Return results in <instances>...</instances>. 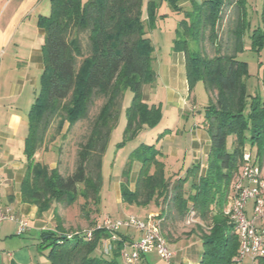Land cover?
Listing matches in <instances>:
<instances>
[{
	"label": "trees",
	"instance_id": "trees-1",
	"mask_svg": "<svg viewBox=\"0 0 264 264\" xmlns=\"http://www.w3.org/2000/svg\"><path fill=\"white\" fill-rule=\"evenodd\" d=\"M161 1L183 16L174 51L184 54L190 95L202 82L209 96L202 124L211 140L208 165L204 174L196 165L191 169L192 183L187 191L190 177L170 180L159 160L161 152L155 145H142L131 157L132 162L142 163L136 188L132 191L122 185V201L138 207L154 201L158 207L159 202L168 204L180 221L194 212L199 223L192 232L198 233L203 246L199 264H238L240 241L234 223L225 214L230 191L245 163L248 139L252 146L257 145L258 156L264 157V102L259 97L249 102V67L238 60L250 27L247 2L235 1L239 14L231 32L232 47L230 53H223L219 27L225 8L233 3L189 0L185 8L181 3L186 0ZM158 18L154 0H51L50 15L40 17L39 26L46 33L44 70L29 112L28 167L22 184L23 202L36 206L40 214L49 211L53 203L72 204L79 194L87 202L99 203L103 158L118 125L126 89L133 93L127 109V139L161 121V108L150 106L142 95L143 86L156 79L152 67L155 48L147 35ZM206 42L214 48L213 56L208 54ZM252 42L255 48L263 47L264 31L255 29ZM98 101H102L101 107L72 174L64 176L58 168L36 161L54 121L58 120V125L53 139L66 124L72 127L87 119ZM229 138H233L231 148ZM56 216L57 230L44 231L39 245L50 264H118L128 240L122 231L117 232L112 254L106 255L104 242L112 234L104 226L91 222L93 235L88 240L85 231L68 234ZM257 264H264V258Z\"/></svg>",
	"mask_w": 264,
	"mask_h": 264
},
{
	"label": "rangeland",
	"instance_id": "rangeland-1",
	"mask_svg": "<svg viewBox=\"0 0 264 264\" xmlns=\"http://www.w3.org/2000/svg\"><path fill=\"white\" fill-rule=\"evenodd\" d=\"M158 5V20L152 30H148V36L151 38L157 52L153 55L152 67L158 75V69L161 61L168 62L172 60L171 52L174 51V42L176 39V30L181 22L182 14L176 13L167 2L154 0ZM233 5H227L224 11V19L219 27V44L222 45L223 53H230L232 47L231 32L238 19V8L236 0H229ZM250 27L244 35L243 51L238 54V60L246 62L249 67V76L246 79L249 102L254 97H259L264 102V46L255 48L252 42V34L255 29L264 31V0H246ZM183 2V6L189 7L188 3ZM164 16V17H160ZM146 19V16L144 17ZM206 50L210 56L214 55V48L208 42L205 43ZM191 48L195 45L191 43ZM175 52V51H174ZM190 94V93H189ZM143 99L150 106L161 108L162 119L155 128H145L134 138L127 139L125 136L128 119L127 109L132 105L133 93L130 89L124 91L121 115L118 125L111 132L109 142L103 158L102 165V186L100 192V201L95 203L92 200L86 201L82 195L70 205L53 203L55 214L54 218L58 224L57 216L63 224L68 234L83 232L92 229V223L103 226L104 221L110 219L113 222L125 220L127 217H135L143 222H148L150 217L161 214V232L166 238L165 230L174 231L180 239H186L185 248L191 258L197 260L202 258L203 246L196 230L199 220L191 218L190 214L184 221H180L175 212L170 209L168 204L157 206L154 201L147 207L130 206L124 204L121 196V186L128 185L133 191L136 188L142 163L131 161V157L142 145H155L162 156L159 160L165 164V173L170 180L189 178V172L193 168L191 161L193 156L191 149V132L193 126L197 123L202 125L205 115V108L209 102V96L202 82L195 86L188 108L182 112L178 107L171 106L168 102L167 91L158 88V83L154 81L145 84L142 89ZM102 101H98L91 109L89 117L76 125L69 127L67 124L63 132L52 138L56 131L58 120L54 121L46 135L45 143L36 156V161L48 165L51 169L58 168L64 176L74 172L77 166L78 153L82 144H84L90 134L92 121L98 114ZM193 112L192 113V110ZM199 124V125H200ZM233 138H229L228 147L231 148ZM247 151L251 152L254 158L258 159V165L261 166L264 173V157L258 156L257 145L252 146L247 141ZM173 149H179L183 152L181 158L175 159L171 156ZM203 158V159H202ZM208 160V159H207ZM206 162L204 157L198 156L196 166L200 168L201 174H204L207 167L202 164ZM192 177L186 182L185 189L190 190ZM83 189V186L80 187ZM253 201H250L252 207ZM52 206V207H53ZM164 218V219H163ZM132 228L131 230H133ZM130 230V229H123ZM136 230V229H134ZM128 252L125 249L123 255L119 257L118 264H126L124 254ZM154 264H168L155 253L152 254ZM140 264V263H139ZM244 264H252L248 256Z\"/></svg>",
	"mask_w": 264,
	"mask_h": 264
},
{
	"label": "crops",
	"instance_id": "crops-1",
	"mask_svg": "<svg viewBox=\"0 0 264 264\" xmlns=\"http://www.w3.org/2000/svg\"><path fill=\"white\" fill-rule=\"evenodd\" d=\"M50 13L51 0H0V195L4 209H10L30 223V229L23 235H18L16 223L8 220L2 223L0 264H50L39 245L44 231L57 230L53 205L49 211L40 214L36 206L22 200V184L28 167L25 145L29 134V112L40 91L44 70L42 48L46 33L39 26V19ZM145 16L147 19L146 13ZM171 57V61H161L155 81L158 88L167 91L169 104L182 112L184 108L189 109L187 105L191 99L185 57L174 51ZM191 111L194 113L193 109ZM199 124H195L191 132V166L196 165L200 155L206 161L202 164L207 167L211 140ZM182 154L179 149L171 152L175 159L181 158ZM122 233L128 238L125 246L143 236L134 229L122 230ZM166 233V240L175 253V263H200V257L196 260L189 256L184 246L186 239H180L173 231ZM152 254H147L140 264H154Z\"/></svg>",
	"mask_w": 264,
	"mask_h": 264
},
{
	"label": "built area",
	"instance_id": "built-area-1",
	"mask_svg": "<svg viewBox=\"0 0 264 264\" xmlns=\"http://www.w3.org/2000/svg\"><path fill=\"white\" fill-rule=\"evenodd\" d=\"M244 161L240 174L231 187L230 207L225 214L234 223L240 241L237 263L244 264L249 256L252 264H257L259 259L264 258V173L258 165V159L247 150ZM250 201H253L252 207ZM194 215V212L190 213L191 218ZM7 220L17 224L18 235H23L30 229L29 221L17 217L10 209H4L0 195V232L2 223ZM161 223L162 220L155 216L150 217L148 222L132 216L117 222L105 220L103 226L112 234L104 242L105 254H112L113 243L118 240L117 232L134 228L143 236L139 241L124 247V250L128 249L124 254L126 264H139L143 257L152 253H156L168 264H177L175 253L161 232ZM85 235L90 240L93 233L89 230L85 231Z\"/></svg>",
	"mask_w": 264,
	"mask_h": 264
}]
</instances>
